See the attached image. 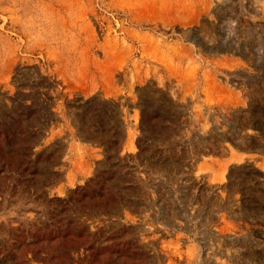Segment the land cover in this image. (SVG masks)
Here are the masks:
<instances>
[{"label":"rangeland","instance_id":"rangeland-1","mask_svg":"<svg viewBox=\"0 0 264 264\" xmlns=\"http://www.w3.org/2000/svg\"><path fill=\"white\" fill-rule=\"evenodd\" d=\"M0 264H264V0H0Z\"/></svg>","mask_w":264,"mask_h":264}]
</instances>
